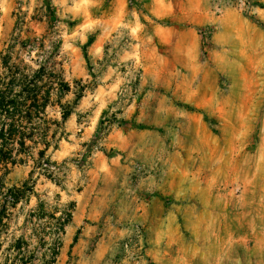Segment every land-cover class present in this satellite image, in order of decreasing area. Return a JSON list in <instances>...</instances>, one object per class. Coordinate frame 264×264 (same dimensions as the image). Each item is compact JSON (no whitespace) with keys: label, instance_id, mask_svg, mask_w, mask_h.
Returning a JSON list of instances; mask_svg holds the SVG:
<instances>
[{"label":"rangeland","instance_id":"374dc122","mask_svg":"<svg viewBox=\"0 0 264 264\" xmlns=\"http://www.w3.org/2000/svg\"><path fill=\"white\" fill-rule=\"evenodd\" d=\"M12 71L62 133L11 176L2 250L42 202L72 214L58 264H264V0H0Z\"/></svg>","mask_w":264,"mask_h":264},{"label":"trees","instance_id":"16d2710c","mask_svg":"<svg viewBox=\"0 0 264 264\" xmlns=\"http://www.w3.org/2000/svg\"><path fill=\"white\" fill-rule=\"evenodd\" d=\"M37 74L39 73L29 78L25 73L12 71L11 80L5 85V89L0 88V227L6 231L12 216L9 212L10 201L11 207L22 202L29 203V194L34 187V183L29 185L25 182L21 187L9 188L5 182L6 177L15 167L28 165L31 161L41 167L48 152L52 148L58 149L59 135L62 133L59 125L52 131L50 128L36 127L32 123L45 113L53 95L52 88L42 92V88L36 84ZM69 90L70 87L65 84L64 91ZM67 115L68 113H64L63 118ZM29 142L32 145H28ZM15 143L17 147L14 146ZM29 216L47 222L46 226L40 228L39 234H34L38 239L37 245L31 248L24 236L11 240L5 250H2L3 242H0V264L59 263L63 247L60 235L65 234L66 227L72 221V214L60 212L58 208H48L40 202L37 207L30 209ZM5 221L7 222L4 223ZM47 237L51 238L50 242L46 240ZM76 242L77 237L74 244ZM41 249L49 253L45 252L39 258L37 252Z\"/></svg>","mask_w":264,"mask_h":264},{"label":"crops","instance_id":"0c3cea01","mask_svg":"<svg viewBox=\"0 0 264 264\" xmlns=\"http://www.w3.org/2000/svg\"><path fill=\"white\" fill-rule=\"evenodd\" d=\"M50 152V151H49ZM49 152H48V154H47V156L49 155ZM29 165V164H28ZM28 165H25V166H28ZM22 165H20V166H17V167H15L11 172H10V174L6 177V185L9 187V188H11V187H21L24 183H22V185L21 186H18V185H10L9 184V180H10V178H11V176L14 174V172L19 168V167H21ZM30 202V201H29ZM27 204H29V203H27Z\"/></svg>","mask_w":264,"mask_h":264}]
</instances>
